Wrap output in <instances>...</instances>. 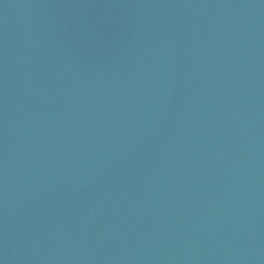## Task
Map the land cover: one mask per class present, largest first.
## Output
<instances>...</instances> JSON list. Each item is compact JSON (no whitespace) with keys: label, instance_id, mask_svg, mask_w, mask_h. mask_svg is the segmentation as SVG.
Segmentation results:
<instances>
[{"label":"water","instance_id":"95a60500","mask_svg":"<svg viewBox=\"0 0 264 264\" xmlns=\"http://www.w3.org/2000/svg\"><path fill=\"white\" fill-rule=\"evenodd\" d=\"M0 264H264V0H0Z\"/></svg>","mask_w":264,"mask_h":264}]
</instances>
